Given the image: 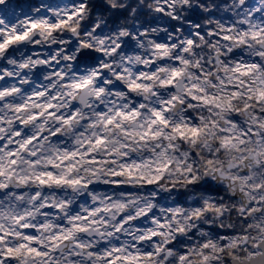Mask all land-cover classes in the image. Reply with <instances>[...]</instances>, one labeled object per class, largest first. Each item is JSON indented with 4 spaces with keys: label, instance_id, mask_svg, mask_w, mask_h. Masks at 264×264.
Masks as SVG:
<instances>
[{
    "label": "clouds",
    "instance_id": "obj_1",
    "mask_svg": "<svg viewBox=\"0 0 264 264\" xmlns=\"http://www.w3.org/2000/svg\"><path fill=\"white\" fill-rule=\"evenodd\" d=\"M89 3L71 26L76 31H66L59 47L53 45L60 37L36 31L27 44L0 57V139L7 147L17 130L22 133L17 144L34 139L22 152L0 149V184L5 186L0 187V201L6 209L11 206L0 231L17 233L19 215L21 224L36 229V243L30 246L43 244L47 251L50 237L68 228L72 216L91 212L89 231L72 232L66 242L53 246L43 264H105L98 257L125 246L154 253L144 264H264V101L256 103L264 82V37L226 46L211 42L209 35L228 28L234 37L245 31L251 35L264 26V0H193L195 9H177L178 17L160 14L161 0H103L126 12L117 19L111 11H94V2ZM71 7L69 0H0V19L9 26L6 21L18 8H29L32 15L13 26L29 19L51 22L56 13ZM188 41L193 44L184 54L186 63L177 67L173 62ZM254 62L259 68L241 78L250 89L232 97L226 88L235 84L232 67ZM173 70L182 71V76L172 86H162L172 79ZM137 84L140 87L130 92ZM40 92L48 94L35 99ZM212 95L220 97L212 106L200 102L201 96ZM49 104L56 115L45 111ZM21 105L24 111H18ZM133 105L137 110L144 106L139 119L116 120L128 135L115 126L104 127L117 110L131 112ZM154 111L168 127L157 122V140L141 143L139 136L154 119ZM36 113L41 118L31 119ZM70 114L74 118L64 123ZM19 120L27 122L20 127ZM253 127L257 135L245 136ZM189 128L199 129V136L191 137ZM176 129L185 132L183 138ZM101 134L106 145L93 148ZM13 150L14 165L8 155ZM89 150L91 156L86 155ZM92 159L98 163H89ZM168 161L172 163L166 172L156 170ZM134 165L138 167L130 177L124 169ZM116 172H123L118 180L113 179ZM49 173L81 183L41 184L37 177L47 180ZM225 174L228 179H222ZM153 177L161 179L149 185ZM117 183L123 186H114ZM197 209L204 210L198 219ZM162 219L163 229L154 223ZM153 233L159 235L149 239ZM22 235L6 237L7 244L0 248L27 243Z\"/></svg>",
    "mask_w": 264,
    "mask_h": 264
},
{
    "label": "snow or ice",
    "instance_id": "obj_2",
    "mask_svg": "<svg viewBox=\"0 0 264 264\" xmlns=\"http://www.w3.org/2000/svg\"><path fill=\"white\" fill-rule=\"evenodd\" d=\"M6 2V0H5ZM123 0H117V3H122ZM72 7L66 8L62 12L56 13V19L49 22L46 20H32L29 19L23 23L22 26H5V23L2 19H0V57H7L9 54H11L15 49H17L20 46H23L24 44H27L32 37L33 33L36 31H42L44 33H47L49 38H52L54 36L60 37V41H57L53 47H59L61 41L63 40V35L66 33V31H76L75 28L71 27L74 21L79 20L81 16H83L84 12L88 7H90L89 0H71ZM102 12H113L114 16H119L122 13L126 14L125 11H121L119 8H116L114 6H108L104 3L101 4V6L98 8ZM188 11L190 9H195V5L193 4V0H161V4L158 7L157 11L162 15H167L169 12L172 13L173 17L179 16V11ZM11 21L9 20L8 25H10ZM233 32V29H222L220 31V34L217 33H209L211 36V42L219 41L223 43L226 46H230L233 41L235 40L236 43H246L247 39L251 40H258L261 37H264V26H262L260 29H253V32L251 35H249L248 32H244L242 34H238L235 37L231 34ZM243 36V39L241 38ZM175 46L176 41L172 42ZM193 44V41L187 42V47L182 48V54L176 55V58L174 60L175 66H180L186 63L184 59V54H187L189 49L191 48ZM33 48H36L39 46L38 44L33 43ZM161 49V46L158 45V50ZM225 51H232L231 47H226L224 49ZM163 51L165 53L168 52L167 48H163ZM166 59V56L161 57V61ZM47 62V61H46ZM26 68L27 65H24ZM253 68H259V65L255 62L252 64L248 63H237L234 67H232V71L236 74L233 79L235 80V84L226 85V88L231 89V96L232 97H238L241 95V91L243 88H249L250 85L246 80H242V77H247L251 74V71ZM182 71L179 70H173L171 73L172 79L168 80L166 83L161 82L162 86L170 87L172 86L173 82L176 78L182 76ZM152 77H149L151 79ZM2 82V81H0ZM224 78H219V83L224 84ZM67 86V85H66ZM212 86H216V81H213ZM77 88L80 87L79 84L76 85ZM140 85H133L129 88L130 92H135ZM15 91H18V89H14ZM147 91V89H145ZM203 91V89H201ZM48 93H37L35 95V99H39L43 95H47ZM248 99H251V96L247 97ZM220 99V97L212 95L210 98H205L204 96L200 97V102L204 103L205 105L212 106L213 101H216ZM193 102H196V97L192 98ZM261 101H264V82L261 83L260 88L257 90L256 94V103H260ZM233 103L232 99H229L228 104L229 107H231V104ZM133 110L131 112H124L117 110L115 112L114 117H110L106 120L104 127L105 128H111L112 126H115L117 129H121L123 131L124 135H128L127 130H124L122 128V124L117 123L116 120L119 119L121 121H133L134 119H139L141 117L142 112L144 111V106L140 105L139 110H137L136 106L133 105ZM217 108H219V105H216ZM248 105H245V110L248 109ZM54 108V105L49 104L45 111L50 115H56L52 109ZM25 106L21 105L18 111H24ZM0 111H2V105H0ZM164 111H167V108L164 109ZM154 119L151 121V123H148V126L143 131L142 135L139 136V142L141 143H147L149 141H156L158 136L160 135L159 132H154L153 128L156 126L157 122L164 125L166 128L168 127L167 121L163 118L161 113L159 111H154L151 113ZM41 118V114L36 113L34 114L31 119L33 120H39ZM74 118L72 114L69 115L67 119L64 120V123H69V120ZM235 120L238 121V117H234ZM20 127H23L24 124L27 121L19 120ZM147 123V121H145ZM143 127V125H141ZM176 131L179 132L180 137L183 138L185 135V132L176 129ZM188 132H190L191 137H197L200 134V130L197 128H189L187 129ZM22 135L21 132L17 130L15 134V140H18L19 137ZM245 136L251 135L255 136L257 135L256 129L250 128L246 129ZM14 141H10L7 144V147L5 146V141L3 139H0V149L7 151L8 149H19L21 152L27 149L33 142V138L27 139L23 144H17ZM107 140L106 137L101 134L99 138H97L93 144V148L99 149L102 145H106ZM241 143H243V139L241 140ZM123 148L127 149L128 146L122 145ZM105 151L107 149L105 148ZM3 153L0 152V156H2ZM8 155L11 157V163L14 165L16 163L15 157L17 155V152L15 150L9 151ZM79 156V153L76 154ZM86 155L91 156L92 152L89 150ZM71 159L72 157H68ZM89 163H98L97 160L92 159L89 160ZM171 161H168L167 164L162 165L161 168L156 169L160 172H166L168 167L171 165ZM55 167V165H53ZM135 167H138L137 165H134L133 168L125 167L124 171H127L129 173V176H132L133 169ZM190 172V170H189ZM0 175H2V172H0ZM123 175V172H116L114 174L113 179L118 180L120 176ZM39 179L41 184L46 183L47 181H53L56 184H62V183H75L79 184L81 183L80 180L76 181H65L63 178L56 179L51 173L47 174V180H45L42 177H37ZM140 179H145V177L141 176ZM161 177H153L152 179H148L147 183L149 185H152L154 183H157ZM222 179H228V175L225 174L222 176ZM235 179V178H234ZM192 180H189V183H191ZM114 186L116 187H122L123 185L117 183ZM0 187H5L3 184H0ZM10 205L8 206V209L5 208V204L3 201H0V223H3V216L4 212L10 209ZM203 209H197L194 211L195 217L198 219L199 215L203 212ZM94 215V213H87L84 216H72L68 220V228H60L58 229L54 235H52L49 239V247L47 248V251H43L44 245L41 244L39 247L36 246H30L34 245L36 241L34 240V236L36 233V229H34L31 225L28 224H21V220L23 217L17 215L16 216V223L20 224L19 231L17 233H5L3 231H0V245H6V237L12 238V239H20L21 234L24 241L27 243H21L17 247L13 248L11 246H7L4 248H0V264H7L8 261H15L17 259L22 261V264H29V261H37L40 262V264H43V261L46 260L48 252L53 251V246L58 247L60 245L61 241H67L70 236L72 235V232L75 233H84L89 231L88 222L90 220V217ZM176 215H180V211L177 210ZM146 218V217H145ZM123 219V217H121ZM96 221L92 220L91 224H95ZM154 223H158L161 229H163L165 220H159L154 221ZM69 228L71 229L69 231ZM182 230V229H181ZM67 232L68 234L65 235L64 233ZM28 233H32V235H28ZM156 235H159V233H153L154 238ZM79 246V245H77ZM204 248L207 249L208 245L204 244ZM159 251V249H157ZM154 253L152 252H146V254H142L139 251H133L128 246H125V248H113L112 250L107 251L104 255L98 257L101 261H104L105 264H144L145 260H151ZM184 257H181V260H183ZM207 257H205V260Z\"/></svg>",
    "mask_w": 264,
    "mask_h": 264
},
{
    "label": "rangeland",
    "instance_id": "obj_3",
    "mask_svg": "<svg viewBox=\"0 0 264 264\" xmlns=\"http://www.w3.org/2000/svg\"><path fill=\"white\" fill-rule=\"evenodd\" d=\"M69 2L71 3V0H69ZM90 2H94V4H95L94 10H95L97 5L101 6V4L103 3V0H90ZM24 10L25 9L17 10V13L9 18V20L11 21L9 26H11V24L18 23V21L21 20V19H28V17L32 15L30 10L28 12H26V13H23ZM122 15H126V14L122 13ZM0 18H2V17H0ZM9 20L6 21V22L9 23ZM38 48H39V46L36 47L37 50H38Z\"/></svg>",
    "mask_w": 264,
    "mask_h": 264
}]
</instances>
